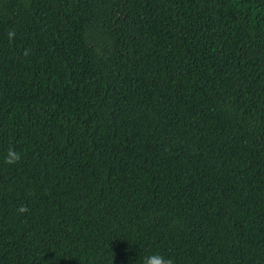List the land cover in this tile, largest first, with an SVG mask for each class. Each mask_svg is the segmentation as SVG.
Listing matches in <instances>:
<instances>
[{
	"label": "trees",
	"instance_id": "16d2710c",
	"mask_svg": "<svg viewBox=\"0 0 264 264\" xmlns=\"http://www.w3.org/2000/svg\"><path fill=\"white\" fill-rule=\"evenodd\" d=\"M150 253L264 264V0H0V264Z\"/></svg>",
	"mask_w": 264,
	"mask_h": 264
},
{
	"label": "clouds",
	"instance_id": "9594fccd",
	"mask_svg": "<svg viewBox=\"0 0 264 264\" xmlns=\"http://www.w3.org/2000/svg\"><path fill=\"white\" fill-rule=\"evenodd\" d=\"M11 35V33L9 34ZM19 154L15 151L9 149L7 152V156L5 157V162L8 164L15 163L19 160ZM19 211L23 212L26 209L21 206ZM141 264H174V261L170 257H166L159 253H150L141 257Z\"/></svg>",
	"mask_w": 264,
	"mask_h": 264
}]
</instances>
